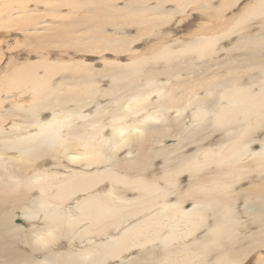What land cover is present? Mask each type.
<instances>
[{
    "label": "bare ground",
    "instance_id": "bare-ground-1",
    "mask_svg": "<svg viewBox=\"0 0 264 264\" xmlns=\"http://www.w3.org/2000/svg\"><path fill=\"white\" fill-rule=\"evenodd\" d=\"M110 1L42 0L41 3L47 7H67L72 14L83 11L84 6L88 10L91 5L89 14L85 12L89 17L79 21L78 26L82 25L84 31L79 38L85 42L93 38L90 48L85 46L87 50L107 54L111 49L118 56L128 41L98 33L100 26L106 20L116 22L123 17L122 24H127L129 18L140 24L148 23L152 16L140 5L142 2L130 5L118 16ZM259 1L253 10L249 8L246 16L264 14V0ZM4 3L5 17L0 19V31L13 28L11 20L18 21L24 32H28V25L41 27L37 14L31 15L23 2L16 6L20 18L13 16L15 13L10 9L6 12L7 4L12 6L13 2ZM101 9L107 13L99 15ZM218 41L216 37H203L185 51L207 60L205 57L217 52ZM245 41L236 50L243 51V56L222 62L219 70L223 71L216 72L214 77L209 74L211 83L204 80L213 89L197 98L196 81L192 87L189 85L187 93L191 97L184 103L180 88L187 82L168 87L160 83L161 76L169 77V63L166 66L169 72L157 73L144 65L148 60L122 63L115 59L114 64L120 65L108 76L118 84L124 82L128 96L115 98L120 90L115 84L111 90L115 106L111 108L102 105L109 90L106 92L100 85L108 76L100 78L103 72L93 70L92 66L65 69L84 74L79 77L72 74L59 86L53 83L63 68L57 65L58 61L48 58L38 64L28 61L11 71L9 81L2 80L3 87L9 92L22 89L21 96L28 94V104L11 105L10 118L0 99V254L16 251L20 260L16 263L0 260V264H246L256 243L264 242L256 232L245 235V230L252 231L256 223L264 226V42L256 46L258 39ZM221 48L219 52L225 49ZM161 50L158 56L170 62L176 60L169 48ZM227 51L223 52L226 56L232 53ZM39 69L45 70V74L41 75ZM191 70L192 73L196 68ZM252 72L257 73L254 78ZM247 75H251L250 81ZM143 78L144 85L139 82ZM202 86L205 85L201 83ZM154 93H159V102H146ZM15 108H24L26 112ZM92 108L95 110L85 114ZM189 108L193 110L190 113ZM172 110L181 112L178 118L170 115ZM48 112L52 115L46 118L44 114ZM162 116L165 118L159 123ZM252 118L256 120L251 125ZM7 126L9 131L5 132ZM169 139L177 143H168ZM255 142L260 143L258 149L251 148ZM15 150H19V155H10ZM183 175H189L187 183L181 181ZM252 181L253 186L246 188V183ZM242 184L244 188H240ZM245 191L247 196L243 195ZM254 195L258 198L255 201ZM187 202H191L190 208L184 206ZM246 213L253 219L248 216V220L241 221ZM16 219L22 222L15 224ZM246 241L251 242L247 249ZM148 244L152 247L146 248L144 255L150 260L144 256L136 259V250Z\"/></svg>",
    "mask_w": 264,
    "mask_h": 264
},
{
    "label": "rangeland",
    "instance_id": "rangeland-1",
    "mask_svg": "<svg viewBox=\"0 0 264 264\" xmlns=\"http://www.w3.org/2000/svg\"><path fill=\"white\" fill-rule=\"evenodd\" d=\"M7 1H9V3L13 2L12 3L13 8H12V6H10L9 4L6 3L7 7H9L6 12L9 13L11 11L12 13H15V14H13V16H18L20 18V15L17 14L18 11L16 9L19 6V3H20V5H22L24 3L22 6H25V8H27V10L30 11L31 15L35 16L37 14L36 16L39 18V23H41V27L39 25L38 28H37V26L32 27V25H28V27L30 26L29 30H28V28H26L28 30V32H26V31L24 32L23 31V30H25L24 27H22L21 24L19 26L18 21L11 20L13 23L12 24L13 28L0 31V34H2V36L0 37L1 38L0 42L3 41V42H1L2 44L0 43V51H1V53H0V87H1L0 88L1 89L0 90V92H1L0 93V99H2V101L4 102L2 108L4 110L6 107V110L8 111V117H10L9 115H11L10 112L13 113V111L11 109V107L13 105L15 106L18 103L28 104V101L26 100V99H28V94L21 96V93H22L21 90L22 89H20V90L16 89L15 91L12 90L10 92L7 91V87H6V89L3 87V84H4L3 81L4 80L9 81L10 76L13 74V73H11V75H9L10 72L15 71L16 67L17 68L19 67V64H25V63H28V61L29 62L30 61L35 62V63L37 62V64L42 63V61L44 59H47V58L52 62L58 61L57 65L59 67L61 66L60 68H62V67L63 68L61 69L62 71L59 72V74L56 76L53 83H57L59 86V85H61L60 83L66 82L68 80L67 78H69L72 74L76 75L78 77L82 76L84 74L82 71L77 72L78 70L77 71L65 70V69L69 68L70 66H72V69H76L77 67L81 68L82 67L81 65H84V66L90 67V68L93 67V70L103 72L102 75L100 76V78H103V75H105V76L111 75V73H112L111 70L113 68L119 67L120 64H118V65H117V63L114 64V62H116V60L120 59L122 61V63H124V62L128 63V61L131 60L129 62L133 63V62H137V61L139 62V60L145 59V60H148V62L144 63V65H146L148 67V69H149V67L153 68L155 70V72H157V73H162L164 71L166 72V71L170 70V72L168 71L169 72L168 78H166L165 76L160 77L161 78L160 83L166 84V87L175 86V85H178L181 83L186 84V82H187L188 87H187V85L185 86V84H184V86H185L184 88H186V89H184L183 87L180 88L181 89L180 90V96L183 98L182 103H184L186 98L191 97L187 93V92H189L188 91L189 85H190V87H192L195 83H197L196 81H198V84H196L194 86L199 87V91H197L198 93L196 94L197 98H201V96H206V94L210 92L208 90L213 89V87L208 86V84L212 82V80H210L211 76L213 74L214 75L212 77L217 76L216 72H219V71L221 72L224 70L223 68H220V70H219V67L221 66L220 64L222 62L225 64V63H228L231 60H233V58H235L237 55L242 54V56H243V51H236V50L240 45L243 46L244 42L246 43L245 39H250L251 41L258 39V42H255V43H257L256 46L260 45V41L264 42V14H262V15L259 14V16H256V17L253 15L250 18H249V16H246V13L248 12L249 8H250V11L253 10L254 9L253 5H255V2H257L259 0H183V1L182 0H165V1L164 0H147V1L146 0H117V1L112 0V1H110L111 8H112V10H113V8H115L113 11L118 16H122L126 12V10H128L130 5L136 6L137 4L138 5L140 4L139 2H142V4H140V5H142L143 8H147V14L149 16L151 15L153 17L152 18L150 16L151 20L150 19L149 20L152 22L148 21V23L143 22L140 24L137 20L135 21L133 18H129L128 21H127V19L125 20L128 22L127 24H122L123 23L122 21L124 19V17H123V18H121L122 21H120L121 19L116 21V22H118V26L116 25L117 24L116 22H108V20H106V22L104 23L105 25H102V27L100 26L101 31L97 30L98 33L108 34V36L110 34L111 38L118 39L119 41H121V40L123 42L128 41L125 43V47H123V48H125L124 51L121 52V54L118 53L117 54L118 56H116V53H114V52L112 53L111 49H110L111 51L107 49L110 53V54L107 53L109 55H107L106 52L105 53L102 51L97 52L94 49H88L89 50L88 51L87 47H89V45L91 43L90 40H92L93 38L88 39L89 41L86 40L87 43L85 41H83L82 38L81 39L79 38L80 37L79 35H82V33H84L83 26L82 25H81V27L78 26V25H80L79 21L83 17H84V20H85V18L89 17L88 11H89L91 5L88 8V10L86 9L87 7L84 6V7H82L83 11L80 10L79 13L77 12L78 14H72L69 12L70 10H68L67 7H62V8L61 7H54V6H52V7L48 6L47 7V4H45L44 2H43L44 4L41 3L42 0H27V1L26 0H11V1L10 0H0V8L2 10V11L0 10V19L5 17V12L3 11L5 9V6H3V4H5L4 2H7ZM15 1L17 2V4ZM189 1H191V2H189ZM128 2H131V3H128ZM259 2L256 3V7L259 5ZM222 5H224V7ZM225 5H227L228 7H226ZM230 6H231V8H230ZM123 7H125L124 10H123ZM11 8L13 11L11 10ZM9 9H10V11H8ZM225 9H226V11H225ZM102 10L103 9H101L99 11V15H104L106 10L105 11L103 10V12H102ZM86 11L88 14L85 13ZM106 13H107V11H106ZM157 13L159 16L156 15ZM10 15H12V14H10ZM163 15H165L166 18H163L162 17ZM244 16H245V18H244ZM157 17H158V19H157ZM82 21L83 20H81L80 23ZM72 23L75 25L71 26ZM120 24L123 28L120 26ZM14 25H15V27H14ZM43 25H46V27L42 28ZM114 25H116V26H114ZM61 26H62V28H61ZM64 26L66 27V29ZM68 26H70V28ZM75 26L79 27V28H77L78 30L76 29ZM248 28H249V30H248ZM72 29H74V30H72ZM56 30L59 33L60 32L61 33L57 35ZM95 31L96 30H94L93 32H95ZM2 32H4V33H2ZM70 32H71V34H70ZM133 32H134V34H133ZM131 36L133 38H131ZM61 37H63L64 39L60 40ZM81 37H83V36H81ZM203 37H204V39L209 38V37L210 38L216 37L219 40L215 46V50L217 52L214 55H212L211 57H209V56L205 57V58H207V60L198 59L196 54H194L190 51L189 52L185 51V49L191 43H193L195 40L203 39ZM127 38H128V40H126ZM68 39H69V41H68ZM77 39L79 41H77ZM81 41H83V43ZM45 43H46V45H45ZM94 44H96V42H94ZM35 46H36V48H35ZM55 46H57V48ZM85 46H87V47H85ZM155 46L157 49L155 48ZM221 47H223V48H221ZM109 48H111V46ZM154 48L156 49V51ZM166 48H169L171 50L172 54H175V55H172L174 58H176V60H174V61L171 60V62L173 61V63H171L167 59H164V58L157 55L158 50L160 51L162 49L161 51H163V49H166ZM220 48L221 49L225 48V49H224V51L219 52ZM260 48H262V47H260ZM130 49H134V50H130ZM227 49L232 50L231 52L234 54L229 53V55L226 56V54H224V53L228 52ZM94 51L97 52V56H96V53ZM173 52H176V53H173ZM183 52H184V54H183ZM85 53H87V54L84 55ZM104 54H106V55H104ZM119 54L122 57H119ZM181 54H183V55H181ZM263 54H264V52H263ZM50 56L52 57V59L50 58ZM53 56L56 58H54ZM113 56L114 57L116 56V57L114 58ZM245 57L248 58L247 49H245ZM82 58H84L85 60ZM10 59L12 60V62ZM86 59H87V61H86ZM18 61H20V62H18ZM87 62H89L88 64H90V66L87 64ZM190 62L192 65L190 64ZM65 63L68 64V66L65 67L64 66ZM160 63H162V64H160ZM168 63L171 66H169V69L166 70L167 69L166 66ZM189 64L193 67H190ZM194 64L196 66H194ZM112 65H114V66H112ZM195 68H196V70L193 71L195 73H193V72L191 73V71H192L191 69H195ZM104 70H105V72H104ZM157 70H159V71H157ZM181 70H183V71H181ZM39 71H40V69H39ZM44 71L45 70L41 69L40 74L44 75L45 74ZM211 71H213V72H211ZM211 73H212V75H211ZM252 73L254 75V76H252V78H254L257 73L256 72L255 73L252 72ZM198 74L201 76H199ZM175 75H177V76H175ZM179 75H181V78ZM205 75H208V77H202ZM200 77H202V78H200ZM197 78H199L200 80H196ZM218 78H220V77H218ZM250 78H251V75L250 76L247 75V79H249V81H250ZM166 79H168V80H166ZM176 79H178V80H176ZM180 80H181V82H180ZM204 80H207V81L209 80V83H207V81H204ZM110 81H111V84H110ZM168 81H170V83ZM193 81H194V83H193ZM2 82H3V84H2ZM102 82L103 83L100 82L101 88L104 90L106 89L105 90L106 92H107V90H109L106 93L107 98L104 99L102 105L108 104V106H109L108 108L114 107L115 103H112V99L114 100L116 97H119V96H128V88H125L124 82H123V84H118V81H115L110 76L103 79ZM139 82H140V84L144 85L146 82V79L143 78L142 80H139ZM200 82L203 83V85H205V86L201 87ZM107 83H109V84H107ZM160 83L157 82V85ZM115 84L120 86V90L117 93V95H114L115 96V98H114V96H112V91H113V87ZM206 88H207V90H206ZM24 89L26 90V88H24ZM110 92H111V94L109 95ZM202 92L203 93L206 92V93L203 94ZM184 93H186V95ZM158 96H159V93H154L146 100V102H149V103L153 102V103L157 104V102H159ZM25 101H27V102H25ZM185 105H187V104H185ZM74 107L75 106H73V107L69 106L70 109H74ZM15 109L25 111L24 108H21V109L15 108ZM94 110H95V108H92L91 110L87 111L85 114H87V113L90 114ZM191 111H193V110H191L189 108L188 112L190 113ZM157 112H159V110H157ZM1 113H3V112H1ZM180 113L181 112H179L178 110H175V111L172 110L170 112V115L173 118H178ZM50 115H52L51 112L44 114V116L46 118H48ZM164 118H165V116H162V118L159 120V123H162ZM2 119H5V117L4 118L2 117ZM255 120H256V118H252V120L250 121L251 125L254 123ZM75 125L76 126L78 125L77 122ZM9 127L10 126H7V130H4V131L8 132ZM32 132H34V131H32ZM250 139H256L257 140V138H253V137H251ZM169 140L170 141H168V143H173V142H174V144L177 143V141L176 140L174 141V139L173 140L169 139ZM161 145L157 149H159L161 147ZM258 147H260L259 142H255V143L251 144V148H253V149H258ZM10 155L18 156L19 150L18 151L15 150V152H13ZM125 156H127V155L124 154V157ZM161 166H163V165H161ZM0 173H1V170H0ZM162 175H163V173H161L159 176H162ZM184 177H186V179ZM180 178H181V181L185 182V180H188L189 175H183ZM183 178H184V180H183ZM185 183H187V181ZM251 185L253 186V181L249 185L246 183V188L251 186ZM242 187L244 188L245 184L240 185V188H242ZM260 189H262V188H260ZM248 190H250V189H248ZM245 192L246 193H244L243 195L247 196V191H245ZM257 199H258L257 196L254 195V201ZM184 206L186 208H190L191 202L185 203ZM249 215H250V213H246L245 217L241 218L240 220L245 222L246 220L249 219V217H250ZM251 218L252 217H250V219ZM21 222L22 221L19 219L14 220L15 224L21 223ZM256 222H258L257 219H256ZM244 226H245V223H244ZM26 227H28V224H26ZM263 229H264V226L259 227V223H256V228L252 229V231L245 230L246 231L245 235L248 236L251 232H256V234H259L261 236L260 239L264 240V232L262 231ZM182 231H183V228H182ZM245 231L243 230V232H245ZM237 233H239V231L236 232V234ZM247 241H246V244H248ZM253 242L256 243L257 238ZM176 243H177V241L174 242L175 246L177 245ZM246 244H245V246L247 249V247L250 246L251 242L249 241V244L248 245H246ZM255 246H256L255 250L249 254L250 256L248 255L249 257H252V259L247 257V260H245L246 264H260L264 260V242L259 241L256 243ZM149 247H152V246L150 244H148L146 247H144V249L140 248V250H139V248H138L139 251L136 250L137 253H135V255H134L136 257V259H138V258L142 259L141 257H143V256L148 258L147 255H144V252L146 251V248H149ZM149 249H151V248H149ZM149 249H147V250H149ZM216 257H217V254H216ZM8 259L10 260L9 263H11V262L16 263L20 260V255L16 251H11L10 254L8 252H6L4 254H0V260L7 261ZM214 261H215V259H213L211 262H214ZM241 264H243V263H241Z\"/></svg>",
    "mask_w": 264,
    "mask_h": 264
}]
</instances>
